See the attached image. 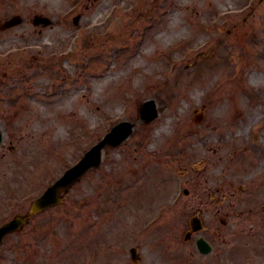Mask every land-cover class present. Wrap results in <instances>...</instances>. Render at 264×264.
Returning <instances> with one entry per match:
<instances>
[{"label": "rangeland", "instance_id": "374dc122", "mask_svg": "<svg viewBox=\"0 0 264 264\" xmlns=\"http://www.w3.org/2000/svg\"><path fill=\"white\" fill-rule=\"evenodd\" d=\"M15 15L0 27V225L134 126L6 237L0 264H264V0H0V26Z\"/></svg>", "mask_w": 264, "mask_h": 264}, {"label": "water", "instance_id": "95a60500", "mask_svg": "<svg viewBox=\"0 0 264 264\" xmlns=\"http://www.w3.org/2000/svg\"><path fill=\"white\" fill-rule=\"evenodd\" d=\"M23 21V18L19 15L13 16L9 20H7L1 28H8L14 25H17ZM42 21L44 24H49V20L46 18H39L35 19V23L38 24ZM141 113L142 118L149 122L159 115V109H157L156 103L154 100L148 101L141 105ZM133 124L130 122H122L116 125L111 132H109L102 141H100L97 145H95L87 154L86 156L74 167L69 169L65 172V174L52 186L50 187L44 195H42L38 200L34 202L32 212H38L43 210L44 208L61 202L62 198L60 196L63 190H69L71 186L78 181L81 176L92 166H97L101 161L102 156V149L106 145H117L122 140L127 138L133 132ZM0 141H1V134H0ZM25 222V218H17L3 227L0 231V236L6 233L9 230H13L18 228ZM201 226L196 224L194 229H198ZM190 235L187 236V238ZM198 245L200 249L207 253L210 251L211 247L207 243V241L203 238L198 239Z\"/></svg>", "mask_w": 264, "mask_h": 264}]
</instances>
